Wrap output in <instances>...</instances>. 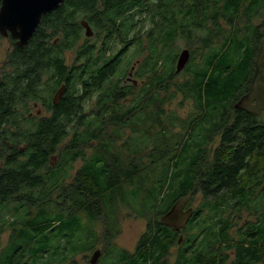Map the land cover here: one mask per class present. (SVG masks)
<instances>
[{
	"label": "trees",
	"instance_id": "16d2710c",
	"mask_svg": "<svg viewBox=\"0 0 264 264\" xmlns=\"http://www.w3.org/2000/svg\"><path fill=\"white\" fill-rule=\"evenodd\" d=\"M259 10L264 11V0H64L57 10L42 17L24 48H16L12 41L13 48L4 62L6 70L0 76V155H11L2 169L0 202L6 208L15 205V213L17 205L29 209L51 207L60 220L36 226L27 223L19 232L20 238L11 242L21 248L24 237L36 239L31 229L38 235L50 231V239L41 237L43 242L38 248L28 247L25 252L35 260L41 259L39 255L53 244L52 264H64L77 254L60 259L64 233L69 230L70 241L74 242L75 230L68 223L67 228L58 226L61 229L54 231V222H63V213L68 211L70 216L84 212L88 219L97 223L101 220L104 227L117 224L108 222L104 215L108 214L107 202L115 200L124 187L132 186L135 189L129 194L143 201L137 213L149 224L153 223L151 216L160 213V203L170 198V204L195 193L202 196L198 210H207V217L223 216L225 209L249 212L257 221L248 234L240 233L234 245L236 264H264V125L254 132L249 130L247 159L219 157L225 152L222 146L214 159L201 160L194 155L193 146H186L190 124L183 123L182 133H174V125L162 117L174 114L164 109L173 89L196 106H224L238 98L251 75L264 33L263 25L253 24L256 19H264ZM80 20L88 22L94 37H102L99 46L89 45L87 38L79 45L83 32ZM130 30L137 31L128 39ZM115 37L123 47L107 56ZM177 39L190 50V62L198 60L196 67H187V75L179 84L172 81ZM128 47H132L134 56L142 55L140 76L146 75V80L140 86L119 83L125 75L127 65L122 67V61ZM66 52L74 55L71 65L65 63ZM61 85L63 96L54 105L53 95ZM91 99L95 107L86 114L82 103ZM33 102H41L48 116H27ZM173 120L188 121L178 117ZM125 131L129 132L127 136ZM169 132V138L177 139L179 135L185 142L181 144L184 150L180 167L158 177L154 185H160L159 189L147 191L144 201L141 191L150 174L155 173L153 168L163 166L162 154L153 157V151L175 146L163 141ZM70 133V141L63 146ZM144 136L155 144L148 151V172L141 164L144 151L136 152L133 159H128L127 151H121L132 140L142 143ZM117 143L121 152L115 149ZM187 147L189 150L184 152ZM85 149H91L88 157ZM54 154L58 164L52 167L49 160ZM188 155H192V161ZM78 159L82 164L67 182L71 177L68 170ZM97 203L102 204L95 207ZM210 224L206 238L210 252L204 254V247L194 256L180 257L179 264H223L225 256L217 245L226 241L225 225L219 221ZM6 226L10 227L4 219ZM93 228L90 235L84 234L89 244L85 250L94 243ZM117 234L116 228L101 240L115 249L111 241ZM5 251L0 264L14 261ZM125 257V251L120 250L109 264H125Z\"/></svg>",
	"mask_w": 264,
	"mask_h": 264
},
{
	"label": "rangeland",
	"instance_id": "374dc122",
	"mask_svg": "<svg viewBox=\"0 0 264 264\" xmlns=\"http://www.w3.org/2000/svg\"><path fill=\"white\" fill-rule=\"evenodd\" d=\"M263 10H259L258 13L261 14L263 16ZM264 18V16H263ZM254 26H259V25H263L264 26V19H256L253 21ZM137 30H130V32L128 33V39L131 38V36L133 35V32H136ZM264 34V33H263ZM85 36H84V32H82V40L79 43V45H81V43L84 42L85 40ZM88 39V44L89 45H94V46H99L101 41H102V37L100 36V38L98 37H94V35L91 38H87ZM262 38H260L258 44L260 43ZM13 40H11L10 38H3L0 37V76L3 75L4 70V62L6 61L7 56L9 55V53L11 52L12 48H13ZM176 45V56L178 55V53L180 52V50L184 49V45L183 42L181 40H176L175 42ZM123 47V44L121 43V41L115 37L112 42L110 43V50L107 52V56H112L113 54L117 53L121 48ZM258 47V45H257ZM129 49L127 50L126 54L123 57V63H122V67H126V71H125V75L124 77L120 80V84L124 85L129 83V81H127V73L129 72L131 67L133 68V75L131 76L132 80L136 81V85L140 86L144 83V81L146 80L144 76H140L142 70L139 69V64L140 61L142 60V55H133L132 51V47H128ZM73 53L72 52H66L64 55V59H65V63L66 65H71L73 63ZM129 60V62H128ZM198 64V60L193 59V63L192 61L187 64L185 70H183V72L176 78H174L172 81L175 83H181L182 79L184 77H186L187 73V67L189 66L191 68V65H193V67H196ZM113 81H116V79H113ZM174 94L171 98V101L169 104H165L164 105V109L167 112H174V114L171 115H163V119H166V122L170 123L171 125H174V133H178L181 132L180 127H182L181 125L183 123L185 124H190L191 129L194 131V128L196 126L199 125V122H194V121H186L184 120L186 118V115L188 114L189 111H191L190 106H192V102L189 100H185L183 95L177 91L175 92V90L173 89ZM82 108L83 111L86 114H90L93 110H94V99L91 100H87L84 101L82 103ZM44 108L41 106H37L36 108L33 107L32 103L30 104V108H29V112L27 116L30 117H36L39 116L43 117V116H48L47 113L44 112ZM39 113V114H38ZM174 117H178L183 119L184 121L181 122L180 120L175 121L174 122ZM264 120V119H262ZM199 128V126L197 127ZM126 132V136L127 134H129L128 131ZM131 135V133H130ZM171 135V133L169 132L168 135L165 137V139L163 140L166 143H172L173 145H175L174 147L168 145L167 147H162L161 151L160 150H156L153 151V157L155 156V154H162V159H163V166H158L153 168L152 172H155L154 174H150V179L146 181L145 184V189L142 190V198L145 201L147 199V191L151 190V189H155L158 190L160 185H154V182H156V180H158V177L162 176L164 172H166V174H169L171 172H173L176 168L180 167L181 164V158H182V152L184 150L183 145H181L182 143H185L183 140L180 139V136L177 135V139H172L169 138V136ZM193 138V133H191L190 131V141H187V145L186 146H193L191 140ZM71 139V133L66 137L64 144H62L63 146L66 145ZM152 139V138H151ZM149 139L148 137H145L142 139V143L136 142L134 140H132L130 143H128V145L125 147L124 150H121L119 148L120 143L116 144L115 149L117 150H121V151H127V154L129 155L128 159H133V157H135V153L138 151H144V154L141 156V164L146 166L147 169L145 172H148V163L150 160L149 157V149L151 148V146H155L154 141ZM189 139V137H188ZM187 139V140H188ZM93 145H95V143H93ZM178 145V147H177ZM67 147V146H66ZM190 147H187V149L184 152H187L189 150ZM86 151V149H85ZM120 151V152H121ZM91 154V149H87L86 151V156L88 157ZM190 158L189 160L192 161V155H188ZM187 156V157H188ZM5 161V156H1L0 155V167L4 164ZM51 161V165L52 167L57 166L58 164V157L57 154H54L53 156L50 157ZM129 161V160H128ZM82 162L80 159H78L77 161L73 162L71 164L70 169L68 170L69 175L71 177H68L67 182L71 181L73 179V176L75 174V172L77 171V169L80 168ZM69 167V166H67ZM170 168V169H169ZM135 189V187H124L122 190V193L117 194V197L115 198V200H111L108 206V211L107 209H105V213L108 214H104L105 216H107V221H115L117 224V231L118 234L116 235L115 239H113V241H111L112 244L115 245V249L114 248H110L107 246V243L103 242L101 240V237H99V233L102 232V228H101V224L102 221L99 220V223L93 221V218L88 219L86 214L83 213H78L74 216H70L68 214V211L63 213V222H54L53 225V229L54 231H59V228L61 227L62 229L67 228L68 223L69 225L72 227V229H74L75 231V235H74V242L70 241L71 238V232L69 230L65 231V237L64 242H65V246L62 249V257L60 259H67L69 258L70 254L74 253L76 254V252H80L79 254H76L74 256V258H70L67 262H65L64 264H89L88 260L90 258L91 255V251L92 248L90 247V249L85 250V246H89V244H87V242L84 240V234L87 233V236L91 234L90 232V228L94 227L93 230L95 231V233L97 234V240H94V247L96 246V248L101 249L103 252H107L105 257V260H102L100 262H97V264H109L119 253L120 250H126V248L130 247L135 240L137 239V237L144 231L145 229V219L144 217L139 216V214L137 213L138 209H140L141 207H143L142 202L143 201H138L137 199L134 198V196L130 195L129 193L131 191H133ZM57 195H54V198ZM189 200H190V204L193 208H200V206L203 204V198L200 195V193H195L192 195H189ZM167 199V198H166ZM165 199V200H166ZM220 199V197H219ZM136 201H138L139 203H137ZM170 202V198L167 199V201L163 203H160V208L161 211L165 209L166 205H168ZM102 203H97L96 206H101ZM141 205V206H140ZM104 206V205H103ZM14 207L15 205L11 204L8 205L7 208L5 206V210H4V219H6V225H9L11 227H4V236L1 237V242L4 240H6V235L9 233H12L14 236H9V240L6 241V245L7 247L5 248V252L7 256H13L14 257V261L12 263H6L5 264H52L53 260L51 258V252H52V248L53 244L50 245V247H47L46 249V253L44 254H40L39 256H41V259L36 258V260L31 257L30 252H25V250H28V247H31L32 250L34 248H38L39 243L43 242V238L47 237L48 239H50L52 237V235H50L48 232H46L45 234H40L38 235V233H36L33 229L30 230V234L32 233L35 237H24V243H22V247L24 246V248H20L19 244H13L11 242L12 239H16V238H20L19 237V232L20 230L24 227L23 225L27 224L29 225H39V224H43V223H47L50 220H54V221H59L60 218L56 217V214L54 212H52L51 207H43V208H32L29 209L28 206H23V205H17L18 208V213H14ZM104 208H106L104 206ZM159 210V208H158ZM113 214V216L110 215ZM204 215H207V210L203 211ZM225 215H227V213H225ZM153 216H155V213L153 214ZM152 216V217H153ZM232 216V215H231ZM234 218L236 219L237 217L240 218H247V217H251L246 211H241V212H237L236 214L233 215ZM62 223V225H60ZM97 223V224H96ZM60 226V227H58ZM119 226V228H118ZM60 228V229H61ZM44 236V237H43ZM43 237V238H41ZM92 244V245H93ZM42 245V244H41ZM52 247V248H51ZM26 248V249H25ZM105 248L107 249V251H105Z\"/></svg>",
	"mask_w": 264,
	"mask_h": 264
},
{
	"label": "flooded vegetation",
	"instance_id": "af4514ba",
	"mask_svg": "<svg viewBox=\"0 0 264 264\" xmlns=\"http://www.w3.org/2000/svg\"><path fill=\"white\" fill-rule=\"evenodd\" d=\"M257 50L258 47L256 49V53ZM176 58L177 56L174 58V63L172 65L173 79L178 77L186 68L185 67L180 73H176ZM133 68L134 67H131L129 72L127 73L128 77L129 74H131V76L133 75ZM252 71L253 63L251 68V75ZM251 75L247 78V81L240 88L238 98L247 92ZM127 81L132 83V80H128V78ZM237 99L234 100L231 104L224 106H190L191 111L188 112L186 118L188 119V121L191 120L196 123L199 122V128H197L198 126H196L194 128V131L192 129L190 130L191 133H193L191 142L193 144V147L195 148L194 155H199V159H214L216 152L222 146V149L225 148V152L219 157L224 158L225 160H233L240 157L245 159L248 158L246 157L247 155L245 156V143L248 141V137L250 135L248 134V132L249 130H253L254 132L256 129L261 127V125H264V120H262L264 119V113L253 114L243 109L235 108L234 103L237 101ZM32 105L34 108H36L38 105L42 107L41 102H33ZM36 117L38 118L39 116ZM245 127H248L246 134ZM254 138L255 137H253L252 140H254ZM10 156L11 155L7 153V155H5V161ZM5 161L4 164L0 167V179L4 178V172L2 171V169H4ZM241 172H244V170L242 169ZM182 198H187V202L185 203L183 211L192 209L191 215L179 228H174L173 226L162 224L161 217L169 211V209L173 206L174 203H176V201ZM4 204L5 203L0 202V239L2 236H4ZM158 211L160 212H158V216H151V221L153 222L152 224H149L148 219H145L144 231L137 237L135 242L130 247L124 250L126 254L125 264H179L180 257L181 259L182 257L183 259H186L187 257L194 256L198 250L203 251L204 247V254H208L211 248L206 242V238L208 235L207 230L211 228L209 227L211 225V222L218 221L221 222L222 225H225L224 229L227 234L226 241H223L217 245L218 250L221 249L222 254L225 256L223 264H236L237 250L234 245L237 244V241L240 239V233H242L243 236L248 234L247 232H249L253 228L252 224H255V222L257 221V218L255 217H247L243 219L237 217L235 219L233 215L237 212L244 211L243 209H225L223 211V216L215 218L207 217L206 215H204L203 210L199 211L198 208H193L191 206L188 196L177 198L176 200L171 202L166 209ZM225 213H227V215H225ZM247 213L249 214V212ZM101 228L102 232L99 233V237H101L102 234L101 239H103V236L111 233V230H114L116 232L117 226L116 224H112V226L111 224L110 226L107 224L104 227V225L101 224ZM9 236L14 235L12 233H9L6 235V240L3 239L2 242L0 240V257L7 247L6 241L9 240ZM94 236L95 237H92L94 240L99 239L97 238L98 236L96 233L94 234ZM245 246H248V243H246ZM91 248L92 250H90V257L92 256L93 252H95L96 250H100V257L97 262L106 259L105 255L107 252H103L101 249L96 248V246L94 247V244L91 246ZM105 251H107L106 248ZM79 253L80 252H78L77 254Z\"/></svg>",
	"mask_w": 264,
	"mask_h": 264
},
{
	"label": "water",
	"instance_id": "95a60500",
	"mask_svg": "<svg viewBox=\"0 0 264 264\" xmlns=\"http://www.w3.org/2000/svg\"><path fill=\"white\" fill-rule=\"evenodd\" d=\"M63 2L64 0H0V37L13 40L18 49L24 48L39 27L42 17L57 10ZM79 24L84 36L91 38L94 32L88 22L80 20ZM189 60L190 51L187 48L180 50L175 62V72L180 73ZM128 80H132L131 74ZM132 82L136 85L135 80ZM63 93L64 86L61 85L53 96V104L59 102ZM234 107L253 114L264 113V36L258 45L247 92L237 99ZM186 202L187 198L176 201L161 217V223L174 228L181 227L192 213V209L183 211ZM99 257L100 250H96L89 263L96 264Z\"/></svg>",
	"mask_w": 264,
	"mask_h": 264
}]
</instances>
